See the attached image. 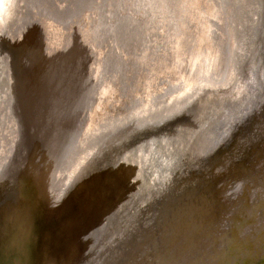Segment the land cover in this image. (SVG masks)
Returning a JSON list of instances; mask_svg holds the SVG:
<instances>
[{"label":"rangeland","instance_id":"obj_1","mask_svg":"<svg viewBox=\"0 0 264 264\" xmlns=\"http://www.w3.org/2000/svg\"><path fill=\"white\" fill-rule=\"evenodd\" d=\"M13 1L15 2V0ZM241 1L243 3L246 0ZM70 2L71 0H34L33 2L32 0H22L20 4L10 6L15 11L13 15L7 14L0 17V21H4L6 26L8 25L7 21L13 20L10 32H7L4 37L5 43L3 41V47L0 48V58L5 60V55L9 54L8 45L10 44L6 42L8 39L6 37L12 39L10 36L13 35L12 32L14 35L23 37L27 33L25 30L35 25V33L37 32L36 34L45 42V47L38 53L33 51L29 54L33 60L36 55L40 56L41 65L44 64V67L37 66L38 70L42 71L46 65L51 66L53 74L57 76L56 72L59 78V80L57 79V83H59L57 89L54 82L47 83L49 68L42 74L40 71H36L39 75L41 74L39 76L41 79L39 81L34 77L32 81L35 93L41 92V90L45 91L40 100L41 103L36 102V105H24L32 93L31 88L25 87V83L20 85L22 89L15 95L16 97L12 94L4 96L5 101H1L0 107V152H3L2 155L5 156L8 153L4 164L11 167L13 161L9 157L12 156L11 152L16 153L17 150L25 157H27L26 155L28 158L35 155V158H40V152H36L37 147L33 148L31 145L33 141L35 143L39 141L41 151H44L46 142L51 146L48 136H45L46 126L54 125L49 128L53 130L54 134L57 129L62 130L60 125L64 118L72 113L82 112V117H84L79 119L83 123L80 121L78 135L90 132L96 137L111 130L105 129L97 132L95 129L98 124H104L110 119H119L121 115H126V111H130V107L134 106L132 105L133 96L142 101V105L137 109L140 112L135 113L130 120L123 121L118 126L124 129L127 126H132L121 139L117 138L106 143L102 152L91 153V149H87L88 155L85 154L79 165L74 163L66 167L68 171L65 178L57 170L55 173L52 172V181H49L45 187L47 193L40 199V202L38 200L40 215L36 236L41 237L40 247L42 250L40 253H44L43 246L47 245L45 236L48 233H53V239H48V241H55L54 244H57V247L54 245L55 248H63L62 255L58 256V264H65L68 257L72 264H98L97 259L102 249L100 246L98 247L97 243L100 244L106 219L94 211V215L88 218L89 221L82 219L83 222L79 223V226L69 229V227L65 228V210L69 208L71 211L73 208L74 212V209L78 205L81 206L85 200L92 201L91 195L89 197L88 194H84V182L89 174H93L89 168L92 164L98 167V170L103 169L106 172L111 170L112 166L107 164L104 158L106 151L112 150L115 153L120 152L124 147L130 148L131 152L133 151L135 167L137 165L139 169H143L147 162H145L146 157H143L142 153L146 155L147 146L152 142L148 135L153 134L156 130H161L164 126L168 128V131L182 136L179 139L184 146L186 145V157L199 162L219 148L224 151L231 149L234 157H238L240 154L244 156V150L246 152V149L249 148L250 151V145L246 146L247 144L243 141L244 136L248 133L251 134V138L253 137L254 143L262 142L264 146V72L261 71L264 62L258 57L264 33V17L260 11L263 8L259 6V0H253V2L247 0L246 5L242 4L245 10L242 11L243 13L241 12V22L244 17V22H246L239 23L240 9H238L239 17L234 21V24H231L230 19L227 18L229 9L227 6L229 3L237 4L238 0H79L74 8L70 6ZM63 6L65 7L63 8ZM136 21L144 23L143 39L138 35V32L136 36L132 35V38H129L128 33L134 29ZM240 24L244 26L242 27ZM45 25L48 27L45 28ZM139 28L141 29V27ZM231 28L236 31V39ZM65 30H68L70 35ZM130 34L133 33L130 32ZM234 39L238 41L237 46L233 45L235 51L234 48L232 49L235 54V64L237 62L236 70L234 69V72L231 70V73L225 77L224 65L226 54L229 52L228 43L233 42ZM68 48L70 49L67 51ZM61 49L66 52L57 55ZM52 52H56V54ZM18 55L19 59L16 63L20 67V72L24 73V70L29 69L32 60L26 64L25 56L28 55L26 49H22V47L19 48ZM241 58H244L245 61ZM23 59L26 60L25 64L22 62ZM85 68H88V71ZM80 72L83 74H77ZM69 73L70 76H68ZM234 73L236 77L233 76ZM65 77L69 82L65 80ZM75 78L80 81H73ZM7 81L9 82V80ZM27 83L30 84V82ZM5 85L7 88L8 84ZM85 87H88L89 91L78 95L71 103L79 89H81L79 92H83ZM5 88L4 86L2 88L4 94L8 91L10 93V90ZM185 94L186 97L183 100L182 97ZM168 97L174 99L170 101V98L167 99ZM180 98L182 99L180 100ZM17 100H19V105H17ZM182 100L184 101L183 105H176ZM151 104H159L160 107L157 106L153 109L150 107ZM16 107H18L17 110H20V118L21 116L24 118L25 126L28 122L30 131L28 140L24 139L19 132V129H22V124L18 127L19 124L14 123L9 130L6 129V124H9L8 120L15 114ZM45 110L48 111L47 115L51 113V116L48 115V117L54 121L45 123L42 115L43 112H46ZM85 118L87 119L85 120ZM120 119L122 118L120 117ZM50 133L52 132L49 131L47 134L50 135ZM68 133L57 132L58 141L52 144L51 149L54 153L48 159H51L50 162H53L55 168L59 166L58 155L61 147L68 144L66 139V137H70V133ZM77 136L71 135V140L73 139L75 143H71L70 146L79 149L73 154L67 147L65 148L66 153H63L64 156L67 154L68 158H70L69 155L77 157V154L82 152L80 150L82 144L76 143ZM16 139L25 144L21 147L19 143L14 145L12 140ZM130 143L131 145L127 146ZM182 143L180 142V144ZM35 145L37 146V144ZM32 149L35 151L27 153ZM196 161L192 163L191 169L197 167ZM25 163L27 166L28 161ZM50 165L52 166V164ZM261 165L264 168V162ZM26 166L22 171L26 169ZM43 167L45 166L42 163ZM60 167L62 168V164ZM10 172L17 174L13 172L18 171L12 172L11 170ZM250 172L247 175V182L252 183L250 186L247 184L244 189V196L247 194L244 199H247L248 202L251 201L248 195L251 194L253 184L258 182L260 185L264 182V170L255 178L251 177ZM127 175L131 177V181L135 179L129 174V171ZM234 188L231 186L223 194L224 198L226 194L228 197L233 196L230 192ZM34 189L35 186L31 185V194L35 195ZM129 192H132L131 187L124 184L119 188L118 195L121 197ZM94 193L91 191L92 196ZM260 196L264 197V189L260 190L256 199ZM114 198L112 197L111 200L115 202L116 198ZM231 210L230 206L229 211ZM227 213L229 212L227 211ZM259 214L257 211V216ZM263 215L258 218H262L261 226L264 230ZM147 219L151 220V215ZM222 224L227 228L229 226L226 222ZM33 233L35 234V229ZM261 233L259 235H262ZM251 237L252 242L259 241L258 235L252 234ZM67 240H70L71 243L69 249H66L68 247L65 243ZM56 241L63 242V247H58L59 242ZM112 243L114 242L108 239L104 247L107 244L112 245ZM262 250L263 247L257 251L258 258L261 257ZM138 251L135 247L134 253L132 250L131 253L134 255L133 261L137 260L139 264L142 260V252ZM38 258L36 264H42L44 259H41L40 256ZM121 259L122 263H125V259Z\"/></svg>","mask_w":264,"mask_h":264},{"label":"bare ground","instance_id":"obj_2","mask_svg":"<svg viewBox=\"0 0 264 264\" xmlns=\"http://www.w3.org/2000/svg\"><path fill=\"white\" fill-rule=\"evenodd\" d=\"M21 1L22 0H15V2L13 0H0V17L2 18V16L7 14L13 15L15 11L11 9L10 6L18 5ZM33 1L34 0H32V2ZM240 1L241 0H238L235 5L229 3L227 6L229 7L227 18L230 19L231 24H234V21L239 17L238 9H240L238 21L239 23L244 22L245 17L241 22V14L245 10L242 4L247 0L243 3ZM78 3L79 0H71L70 6L74 8ZM58 5H60L59 2ZM259 6L263 8L260 11L262 12V17H264V0H259ZM64 7L65 6H63V8ZM244 15L246 16V14ZM7 22L8 25L6 26L4 21H0V31L2 30L0 32V48L3 47V41L5 43L4 37L7 35V32H10L13 25V20ZM46 26L48 27V25H45V28ZM139 27H141V29ZM25 31H27V33L24 34L23 37L17 34L14 35L13 32V35H10L12 39L6 37L8 38L6 42L10 45H8L9 54L5 55V60L0 58V107L2 104L1 101H5L4 96L12 94L16 97L15 95L22 89L20 86L22 83H25L26 88L28 87L32 90L28 102L24 105L29 106L36 105V102L39 103L45 91L41 90V92L35 93V87L32 81L34 77L40 81L41 78L39 79V76L48 68L49 74L47 76V83L54 82L57 89L59 87V83H57V79L59 80L58 74L56 72L55 74L57 76L53 74V67L46 65L42 71L40 69L38 70L39 67L37 66L44 67V64L41 65L40 56L36 55L33 60L29 54V52L33 51L38 53L45 47V42L40 39V36L36 34L37 32L35 33V25L29 29L27 28ZM143 31H145L144 23L136 21L134 29L128 33L129 38H132V35L133 37L136 36L138 32V35L143 39ZM231 31L235 37L236 31L234 28ZM130 32L133 34H130ZM67 34L70 35L69 31ZM263 34L258 57L264 62ZM240 37H242V35ZM49 39L52 40L50 37ZM234 40L228 43L229 52L226 54V63L224 65L225 77L231 73V70L234 72L237 64V62L235 64V47L233 45L237 46L238 41ZM21 47L22 49H26V53L29 56V58L25 56L27 58V63L25 59H23L22 62L24 64H29V60H32L30 61L29 69L24 70V73L20 72V67L18 63H16L17 59H19L18 51ZM70 48H68L67 51ZM233 48L234 51L232 50ZM65 52L64 49H61L57 52V55H62ZM52 53L56 54V52ZM242 60H244V58ZM261 69V71L264 72V65ZM37 70L41 72L40 75L36 72ZM70 70L72 71V69ZM85 70L88 71V68H85ZM83 73L85 74L84 71ZM83 73L80 72L77 74L82 75ZM235 73L237 72L235 71ZM235 73L233 76L236 77ZM68 76H70V73ZM237 76L240 77L239 75ZM84 77L86 76L84 75ZM7 80H9V82ZM65 80L69 82L67 77H65ZM73 81L80 80L75 78ZM27 82H30V84ZM5 84H8L7 88L10 90V93L8 91L4 94L2 88L3 86L5 88ZM230 86L232 87L231 84ZM7 88L5 89L7 90ZM80 90L81 89H79V91ZM79 91L74 95L71 103L75 101L78 95L84 92L87 93L89 90L88 87H85L83 92ZM185 97L186 94L182 97L183 100ZM169 98L170 97L167 99ZM182 98H180V100ZM132 99H134L132 102L134 106L130 107L129 112L125 110L126 115L120 116L122 119L119 117V119H110L104 122V124H98V127L95 129L97 132L111 129L104 134L94 137L90 132H85L83 135L81 134L82 136L80 134L78 135V127L81 126V122L83 123L81 119H83L84 116L82 117V112L72 113L64 118V121L62 120V124L60 125L62 130L57 129L53 134V130L49 128L54 127V125L45 127V136H48L47 138L51 146L46 142L44 151H41L39 141H36V143L33 141L31 147H37L36 152H40V158H35V155H31L29 158L28 155L25 157L17 150L16 153L11 152L12 156L9 157V159L13 161L11 167L4 164V160L8 156V153L5 156L2 155L3 152H0V264H36L39 259L38 256L44 259L42 264H57L58 256L61 254L63 248H55L57 244H54L55 241H51L54 234L48 233L46 236L43 235L47 237V240H45V242L47 241V245L45 244L46 246H43L44 253H40L42 250L40 247L41 237L36 236L38 231L37 222L40 215V205L38 206L37 204L40 202V199L43 198L44 194L47 193L45 187L49 181H52L51 173H55L57 170L60 175H63L65 178L67 177L66 173L68 171L66 167L74 163L79 165L84 159L85 154L88 155L89 149H91V153L94 151L102 152L106 143H110L111 140L117 138L121 139L125 132L129 131V128L132 126H127L125 129L118 126L122 124L123 121L130 120L135 113L140 112V110L137 109L142 105V101H140L138 97L133 96ZM173 99L174 98H170V101ZM183 100L176 105H183ZM17 103V105H19V100H17ZM151 105L150 107L154 109L157 106L159 108L161 103L160 105ZM17 109L18 107H16V112L11 117L12 119L10 118L8 120L9 124H6V129L8 128L9 130L10 126H13L14 123L19 124L18 127L22 124V129H19V132L24 139L28 140L30 134L28 122L25 126L24 118L22 116L20 118V110ZM46 109H48V107H46ZM45 111L46 112L42 114L45 123H47V121H54L50 120L48 117V115L51 116V113L47 115L48 111ZM19 119L20 121L18 122ZM86 119L87 118H85V120ZM56 126H58V124H56ZM49 131L52 132L50 133L52 136L47 134ZM167 131L168 128L164 126L161 130H156L153 134L148 135L149 140H152V142L150 143L151 145L149 144L147 146L148 150L146 149V155L145 153L142 154L143 157H146L145 162L150 161V165H147L143 169H139L137 165L135 167L132 157L133 151L131 152L130 148L127 147H124L120 152L114 153L112 150H108L104 154L107 164H110L112 169L116 171L106 172V170L103 169L98 170V167H95L93 164L90 165V170L97 176L90 178L89 176H91V174L88 176L86 173L89 178L87 177V179H85L83 191L85 195H91V197H89L92 198V201L90 198L89 200L91 202L85 200L81 206L78 205V207L74 209V212L73 208L71 211L67 208L65 210V228L69 227V229H71L79 226L78 224L83 222L82 219L89 221L88 218L94 215V211L104 216V219H106V226L103 227L102 236L106 240L111 236L109 238H112V241L117 240V242H114L110 249L105 251V255L100 252L98 264H136L138 261H133L134 255L131 253V250L134 253L135 247H137V251L140 248L138 252H142V260L139 264H264V230L261 226L263 220L262 218H258L264 214V197L260 196L256 199L260 194V190L264 189V182L260 185L258 182L253 184L254 186L252 187L251 194L248 195V197L251 198L250 202L244 199L246 198L245 196H247V194L244 196L245 186L247 184L250 186L252 183L247 182V175H249V172L251 171V177L255 178L264 170V168L261 167L263 166L261 164L264 162V146L262 142L259 144L254 143L253 137L251 138V134L248 133L244 136L243 141L247 144L246 146L250 145V151L248 150L249 148L246 149V152L244 150V156H241L239 153L240 155L238 157H234L231 149H226L224 151V149L219 148L209 154L203 161L199 162L190 160L186 157V145L184 146L181 139H179L182 138V136H178L175 132L170 130ZM57 132L63 134L69 132L70 134H68L70 137H66L68 140L67 146L61 147V151L58 155V158H60V162L58 163L59 166L55 168L53 162H50L51 159H48V157H51V154L54 153L51 148L53 146L52 144L58 141V138H56L58 137ZM71 135H78L76 143L79 145L82 144L80 149L82 152L78 153L77 157L69 155L70 159L67 157V154L66 156L63 155V153H66L65 148L68 147L67 149L73 154L79 149L71 148V143H75L73 139L71 140ZM12 141L14 145L15 143H19L20 147L25 144L23 141L19 142L17 139ZM180 142L182 144H180ZM35 144H37V146ZM46 148L49 149L47 150ZM33 150L35 151V149H32L27 153H32ZM26 161H28L27 166L25 163ZM194 161L197 162V167L191 169V165ZM42 163L45 166L43 168ZM50 164H52V166ZM61 164L62 168L60 167ZM25 166L26 169L22 171ZM59 168L61 169L59 170ZM11 170L12 172L14 170L18 172H13L17 174H12L10 172ZM128 171L129 174L135 178L133 181H131V177L127 175ZM32 180L34 184L33 182L31 183ZM121 183L131 184L133 191L120 197L118 195V190L121 187ZM31 185L32 187L35 186V195L31 194ZM231 186L236 188H234V190L232 189L230 192L233 196L228 197L226 194L224 198L223 194L226 193ZM88 191L90 192L88 193ZM91 191L93 193L95 192L93 196ZM112 197L116 198H114L115 202L111 200ZM230 206L232 207L231 211H229ZM246 207L247 209L245 210ZM227 211L229 213H227ZM257 211L260 213L258 216ZM149 215H151V220L148 221L147 218ZM223 222L229 224L228 228L222 226ZM123 223L129 225V232L128 230L124 231L126 228H124L125 225ZM34 229L35 234L33 233ZM260 233L262 235H259ZM252 234L254 236L258 235V242L254 243L251 241ZM48 239L51 240L48 241ZM56 242H59L58 247H63V242ZM65 243H67L66 246H68L66 249H69L71 247L70 240H67ZM47 246L50 247L46 248ZM261 247H263L262 255L258 258L256 256L257 251L260 250ZM66 252L67 250L65 253ZM121 258L125 259V263H122ZM49 261L52 262L50 263ZM65 264H72L69 257Z\"/></svg>","mask_w":264,"mask_h":264},{"label":"water","instance_id":"obj_3","mask_svg":"<svg viewBox=\"0 0 264 264\" xmlns=\"http://www.w3.org/2000/svg\"><path fill=\"white\" fill-rule=\"evenodd\" d=\"M131 145V143L129 144V145H127V146H130ZM151 156V155H150ZM149 156V157H150ZM134 164V163H133ZM147 165H150V161L149 162H147ZM146 165V166H147ZM113 171H116L115 169H112L111 168V170L109 171V172H113ZM94 176H97L95 173L94 174H92L91 175V177L90 178H93ZM85 183V182H84ZM125 183H121V186L122 185H124ZM127 185H129L130 187H131V189H132V185L131 184H127ZM133 191V190H132ZM124 225H125V227L124 228H126L124 231H126V230H128V232H129V230H130V227H129V225H127V224H125V223H123ZM109 237H111V236H109ZM107 238V240L109 239H111V241H112V238ZM126 237V236H125ZM125 237H124V239H125ZM105 238H103V236H101V238H100V244L99 243H97V245H98V247L100 246V249H102V251L100 250V252H102L103 253V255H105V251H107V250H109L110 249V247L112 246V245H106V247H104V245H105V242L107 241ZM119 241V240H118ZM112 242H117V240H115V241H112ZM113 244V243H112ZM103 247H104V249H103ZM99 258H100V256L98 257V259H97V262H98V260H99ZM50 263L52 262V261H49ZM58 264V263H57Z\"/></svg>","mask_w":264,"mask_h":264}]
</instances>
